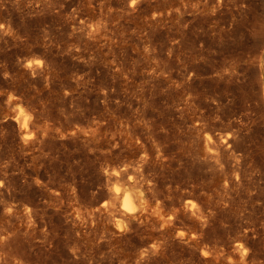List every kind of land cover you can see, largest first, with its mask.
I'll return each instance as SVG.
<instances>
[{"label":"rangeland","instance_id":"374dc122","mask_svg":"<svg viewBox=\"0 0 264 264\" xmlns=\"http://www.w3.org/2000/svg\"><path fill=\"white\" fill-rule=\"evenodd\" d=\"M0 264H264V0H0Z\"/></svg>","mask_w":264,"mask_h":264},{"label":"bare ground","instance_id":"6f19581e","mask_svg":"<svg viewBox=\"0 0 264 264\" xmlns=\"http://www.w3.org/2000/svg\"><path fill=\"white\" fill-rule=\"evenodd\" d=\"M26 117L23 119V125H22V128H23V131L24 133H27L28 131V119H27V114L25 115ZM122 208H123V211L124 213L127 215V214H133V213H136L139 205L136 204L140 198V196H138L136 193H133V192H129V191H126L124 193V196L122 198Z\"/></svg>","mask_w":264,"mask_h":264},{"label":"snow or ice","instance_id":"6c2138e0","mask_svg":"<svg viewBox=\"0 0 264 264\" xmlns=\"http://www.w3.org/2000/svg\"><path fill=\"white\" fill-rule=\"evenodd\" d=\"M133 2H134V0H133Z\"/></svg>","mask_w":264,"mask_h":264}]
</instances>
